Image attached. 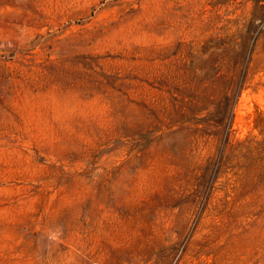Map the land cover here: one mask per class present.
I'll return each instance as SVG.
<instances>
[{"label": "rangeland", "instance_id": "1", "mask_svg": "<svg viewBox=\"0 0 264 264\" xmlns=\"http://www.w3.org/2000/svg\"><path fill=\"white\" fill-rule=\"evenodd\" d=\"M0 264H264V0H0Z\"/></svg>", "mask_w": 264, "mask_h": 264}]
</instances>
